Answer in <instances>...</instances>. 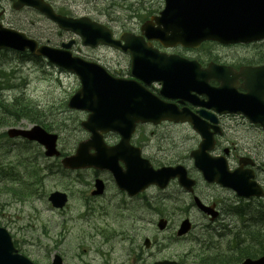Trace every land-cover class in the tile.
I'll return each instance as SVG.
<instances>
[{
    "label": "rangeland",
    "instance_id": "1",
    "mask_svg": "<svg viewBox=\"0 0 264 264\" xmlns=\"http://www.w3.org/2000/svg\"><path fill=\"white\" fill-rule=\"evenodd\" d=\"M13 1L0 0V9L5 11L2 25L53 48L72 39L75 44L70 51L74 56L99 64L111 75H121L129 69L125 53L104 46L84 47L77 36L59 30L35 10L14 12ZM45 1L58 13L71 18L87 17L107 27L115 38L123 32L137 34L145 20L163 9L162 0ZM177 53L192 60L201 58L205 63L219 59L228 64L264 65V40L250 45L178 49ZM21 55L0 51V103L8 109L0 110V227L18 243L20 252L35 264H49L54 254L60 255L64 264H153L165 260L211 264V258L203 263L197 258L206 253L213 255V244L224 245L229 238H218L217 233L222 231L209 227L198 211L186 212L187 201L177 186L172 185L171 193L165 196L176 199L174 205L163 206V193L156 190H149L144 199L131 202L119 192L108 173L65 171L60 158L44 156L40 145L7 137L10 130H28L40 125L58 136L57 148L62 155L73 153L76 143L88 137L80 127L87 113L67 108L69 98L80 88L76 75L43 58ZM226 136L239 148L256 143L254 151L264 160L263 135L237 126L227 127ZM133 139L145 142V147L141 146L145 156L157 165L172 163L175 158L185 160L184 166L198 181L196 194L202 200L220 205L233 202L231 191L206 185L193 168L187 151L196 147L198 138L189 127L141 126ZM117 140L115 135L106 138L109 144ZM94 179L105 184L103 195L96 198L90 196ZM12 188L14 193L10 191ZM55 191L68 195V204L62 211L54 210L47 201L48 195ZM152 198L162 207L146 208L145 202L153 204ZM159 217L169 221V229L163 233L155 227ZM185 217L192 223V230L186 237L175 238L176 229ZM233 224L240 222L233 220ZM144 238L151 241L149 248L142 245Z\"/></svg>",
    "mask_w": 264,
    "mask_h": 264
},
{
    "label": "water",
    "instance_id": "2",
    "mask_svg": "<svg viewBox=\"0 0 264 264\" xmlns=\"http://www.w3.org/2000/svg\"><path fill=\"white\" fill-rule=\"evenodd\" d=\"M165 8L155 22L162 28H145L142 35L148 40H160L166 46L181 45L196 48L202 42L216 41L222 44L248 43L264 39V0H164ZM27 6L37 10L46 19L54 22L60 30L77 35L83 46L95 48L98 45L119 48L131 54V75L149 84L160 82L162 87L159 95L168 99H178L181 103L188 101L206 109L219 113H241L250 121L264 127V68L249 69L242 86L247 93L240 95L229 76L231 72L225 67L213 64L203 70L195 61L190 62L175 56H165L143 44L142 36L133 37L123 34L121 41L112 38L111 32L104 26L90 19H73L56 14L44 0H17L13 4L15 10ZM143 29V28H142ZM150 30V31H148ZM144 33V34H143ZM74 41L62 43L59 48L39 45L24 34L0 26V50L11 49L18 52L29 51L36 57H45L50 63L63 70L77 75L80 89L69 99L67 107L72 110L86 112L87 118L81 128L89 137L78 143L73 155L64 157L61 165L64 169L74 171L94 169L108 171L117 186L129 196L137 195L150 185L163 189L174 178L186 191L192 192L195 182L186 177L183 167L161 168L154 171L149 163L140 158L139 149L129 144L135 125L138 123L159 124L162 121L172 123L188 122L202 139L196 151L192 152L194 166L202 173L208 183H216L230 188L241 196L259 195L253 192V184L244 185L240 172L229 173L224 158H212L208 151L214 146L212 138L217 133L209 132L208 125L187 109L178 110L172 104L162 102L157 96L148 92L133 80L112 78L99 65L87 62L70 52ZM219 82L212 88L209 81ZM203 95L206 101L197 103V96ZM201 117L215 124L213 115L204 111ZM116 133L120 141L113 147L104 142V135ZM10 137H23L36 141L45 148L46 157H59L56 149L57 136L46 133L39 126L28 131L10 130ZM122 163L123 168L120 166ZM92 195H100L103 182L96 180ZM246 189V191H244ZM264 195V193H262ZM48 201L55 209H62L67 196L53 192ZM197 206L206 212L198 200ZM216 214L213 213L212 217ZM166 222L160 220L159 229ZM190 224L185 220L178 236L186 234ZM148 241H145L147 246ZM0 264H32L14 250L7 232L0 228ZM52 264H61L58 257ZM155 264H174L160 262ZM242 264H264V256L258 260H246Z\"/></svg>",
    "mask_w": 264,
    "mask_h": 264
},
{
    "label": "flooded vegetation",
    "instance_id": "3",
    "mask_svg": "<svg viewBox=\"0 0 264 264\" xmlns=\"http://www.w3.org/2000/svg\"><path fill=\"white\" fill-rule=\"evenodd\" d=\"M154 47H156L155 49H157L160 53H165L167 55H178L180 56V54L177 53L178 49H173V50H164L162 49V47L158 44V43H154L153 44ZM207 53V52H205ZM128 57V64H129V69L124 72V74H114L113 76L114 77H118V78H123V79H131L130 77V55L128 53H125ZM181 57V56H180ZM193 60H196L198 61V63L201 65L202 68H205L206 65L209 63V62H214L216 64H220V65H224V66H228L229 68H231L232 70H234L235 73L239 74L241 69L242 68H246V67H257L259 65H263V64H256V63H253V62H237V63H232V64H228L224 61H220L219 59H216L214 61H208V62H203L201 60V58H196V59H193ZM243 80L241 77H239L237 79V84H238V88H237V92L239 94H244V90L240 87L242 84H243ZM211 85L213 87H217L219 86V83H216V82H211ZM148 90L151 91L152 93H155L157 94L158 93V90L160 88V84L158 83H152L150 84L148 87ZM170 102V101H169ZM178 101H173L174 104H177V107L179 109H182L183 107H187L189 108L193 113H197L198 111H200V107H195V106H192L190 104H179L177 103ZM216 118H217V125L218 127L220 128L221 130V133L220 135H218L216 137V147H215V155H225L226 158H227V162H228V166L230 168V170H235L238 168L239 166V159L240 157H248L250 158L252 161H253V166L251 167V170L253 172V177L255 179V181L261 185V186H264V160H261L255 153V148H257V144L256 143H252L250 146L249 145H245L243 146L242 148H239L238 145L236 143H233V142H229L227 139V136H226V128L227 127H230V128H236L237 126H240L241 128H243L245 131L247 132H253L254 134H257V135H263L264 136V128H262L261 126L259 125H254V124H251L249 123L248 120H246L244 117H242L241 115L239 114H225V115H221V114H216ZM163 125H169V126H187L190 128L189 125H173L171 123H162L158 126H151V125H144V126H147V127H151V128H157V127H160V126H163ZM141 126L138 127V129H140ZM137 133V130L135 132V134L133 135L132 139H131V144L140 148L141 150V153H142V156L146 159L149 160V162L151 163V165L153 166V168H160L162 166H175V165H183L185 164V160H181V159H178L175 158L174 161L172 163H168V164H162V165H157L154 163L153 159L150 158V157H147L145 156L142 148L145 147V142L144 141H141V142H137L136 139H133L135 138V135ZM142 146V148H141ZM241 150L240 152H238V150ZM193 150V148H189L187 153H188V156L190 154V152ZM190 159V158H189ZM250 168V167H249ZM176 181H172L168 187L161 191L155 187H151L150 189H148L146 192H144L143 194L141 195H138L136 197H133V198H130L129 200L132 201H137V200H142L145 198L144 195H146L148 193L149 190H156L157 193H163L162 194V204L163 206H170V205H174L175 203V199L172 197V196H167V198H165L166 194H170L171 193V187L172 185L176 187ZM121 192V191H119ZM123 193V192H122ZM185 196V200L187 201L186 206L184 207L185 211H191L193 209V205H194V199H193V195H188V194H184ZM199 197V196H198ZM200 198V197H199ZM201 199V198H200ZM202 200V199H201ZM259 200L260 201H264V199H257V200H252L251 201V204L252 205H256V204H259ZM204 201L203 203L206 204V205H215V209L218 211L219 213V217H218V220L214 223H209V227H214L216 225L222 222H224V220L221 221V218H225L226 217V209L228 206L231 205V203H226L223 204V205H220L214 201L212 202H209V201H205V200H202ZM152 205L153 206H156L158 205L160 202H157L156 201V198H152ZM151 207V206H150ZM160 207L159 205L156 207L158 208ZM151 209L153 210V208L151 207ZM171 216V215H170ZM203 218L208 220L209 219L203 215ZM220 219V220H219ZM210 222V221H209Z\"/></svg>",
    "mask_w": 264,
    "mask_h": 264
},
{
    "label": "trees",
    "instance_id": "4",
    "mask_svg": "<svg viewBox=\"0 0 264 264\" xmlns=\"http://www.w3.org/2000/svg\"><path fill=\"white\" fill-rule=\"evenodd\" d=\"M22 57L31 58V56H29V55H22ZM4 106H6V105L2 104V102H1L0 103V110L1 111H3ZM15 109L18 110L19 108H15ZM6 110L8 111V109H6ZM11 191L13 193L15 192V190H13V189H11ZM22 193L23 192L20 191V194H22ZM239 235L243 239L246 238V236H249L250 238H252V240L257 242L258 247L253 248V249L242 248L235 254V256L227 255V256H222V257H218V258H212V259H214L213 263H215V264H227V263L239 261V260L246 258V257H256V255L264 253V232H261L259 230H248V231L243 230Z\"/></svg>",
    "mask_w": 264,
    "mask_h": 264
},
{
    "label": "bare ground",
    "instance_id": "5",
    "mask_svg": "<svg viewBox=\"0 0 264 264\" xmlns=\"http://www.w3.org/2000/svg\"><path fill=\"white\" fill-rule=\"evenodd\" d=\"M19 155V154H18Z\"/></svg>",
    "mask_w": 264,
    "mask_h": 264
}]
</instances>
